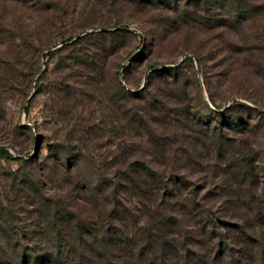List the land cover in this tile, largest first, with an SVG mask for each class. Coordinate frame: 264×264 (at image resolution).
Listing matches in <instances>:
<instances>
[{"label":"rangeland","instance_id":"374dc122","mask_svg":"<svg viewBox=\"0 0 264 264\" xmlns=\"http://www.w3.org/2000/svg\"><path fill=\"white\" fill-rule=\"evenodd\" d=\"M255 109L264 0H0V264H57L34 261L54 218L99 238L121 217L144 241L176 216L217 254L207 214L264 264Z\"/></svg>","mask_w":264,"mask_h":264},{"label":"trees","instance_id":"16d2710c","mask_svg":"<svg viewBox=\"0 0 264 264\" xmlns=\"http://www.w3.org/2000/svg\"><path fill=\"white\" fill-rule=\"evenodd\" d=\"M226 6L231 8L232 13L240 14V6L236 2H228ZM211 99L212 103H215V100ZM229 105L250 108L248 104L239 101ZM255 110L264 114L262 110ZM213 112L215 111L213 110ZM0 152L8 153L3 148H0ZM146 167L149 168L148 165ZM150 172L160 183L157 187L166 190V182L163 181L162 176L158 172ZM206 217L209 226L205 224L202 227L206 226L208 227L207 231L212 232L208 237L217 239L216 243L219 249L217 254L211 255V246L199 238L180 237L181 226L176 216H170L173 220L170 229L166 230L156 226L158 232H149L144 241H140L135 234L128 231V224L121 217H118V226L115 224L114 229L104 228L105 234L102 233L99 238L90 226H86L84 223L73 222V220L63 222V220L54 218L44 229L48 239H51L53 243L48 245L49 248H41L42 252L36 253L34 261L41 260L44 263L57 264H222L225 263L223 256L227 253L232 258V263L238 264L239 260L235 258L223 233L215 230L214 219L208 214ZM174 222L177 227L173 228ZM204 229L198 233H205ZM112 232L116 233L115 237ZM90 235L92 239L89 238ZM25 256L31 257L25 253L21 255L22 258Z\"/></svg>","mask_w":264,"mask_h":264}]
</instances>
